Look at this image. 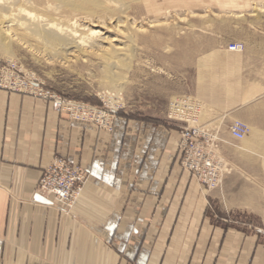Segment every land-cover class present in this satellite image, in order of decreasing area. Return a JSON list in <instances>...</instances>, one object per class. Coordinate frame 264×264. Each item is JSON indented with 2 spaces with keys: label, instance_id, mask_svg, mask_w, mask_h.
Listing matches in <instances>:
<instances>
[{
  "label": "crops",
  "instance_id": "obj_1",
  "mask_svg": "<svg viewBox=\"0 0 264 264\" xmlns=\"http://www.w3.org/2000/svg\"><path fill=\"white\" fill-rule=\"evenodd\" d=\"M247 48L207 46L164 96L201 107L193 125L215 135L225 167L211 189L181 167L167 103L119 111L106 131L0 89V264H264V59ZM234 121L244 139L231 135ZM54 157L86 174L70 210L37 189Z\"/></svg>",
  "mask_w": 264,
  "mask_h": 264
},
{
  "label": "rangeland",
  "instance_id": "obj_2",
  "mask_svg": "<svg viewBox=\"0 0 264 264\" xmlns=\"http://www.w3.org/2000/svg\"><path fill=\"white\" fill-rule=\"evenodd\" d=\"M120 1L126 7L130 29L124 35L126 39H122L120 43L125 46L124 50L118 51L116 55L105 60L96 51L87 49L84 54H68L69 51L65 56L52 58L42 48L37 36L27 31L22 32L23 30L19 32L21 29L17 31L14 28L12 33L16 44L12 41L9 48L11 51L7 53L0 48V61H12L23 72L33 73L46 89L62 98L94 107L103 108L105 101L108 108L116 109L119 105V111L140 108L162 110L167 103L166 117L173 121L168 117L171 104L184 96L196 102L191 95L183 94L171 96L165 103L164 96L170 89V80L186 79L188 58H202L204 53H208L206 48L210 45L212 48L221 46L232 52H242L247 46L249 57L264 59V0ZM39 15L64 25L74 19H77L78 24L87 25L82 14ZM113 33L111 31L108 34L114 36ZM232 43H241L242 51L230 50L228 47ZM200 108L197 105L195 119ZM173 122L178 124L180 134L183 123ZM189 122L190 125L194 124ZM202 131L209 134L212 141H216L215 135L206 130ZM215 153L220 159L217 149ZM221 163L223 166L222 160ZM243 220L252 222L250 217H243ZM251 229L250 227L248 230ZM162 261L163 264L166 262L157 260L154 264ZM177 263L220 264L218 259L204 262L202 259L189 258L179 259Z\"/></svg>",
  "mask_w": 264,
  "mask_h": 264
},
{
  "label": "built area",
  "instance_id": "obj_3",
  "mask_svg": "<svg viewBox=\"0 0 264 264\" xmlns=\"http://www.w3.org/2000/svg\"><path fill=\"white\" fill-rule=\"evenodd\" d=\"M228 48L242 51L243 45L232 43ZM0 89L46 101L55 112L64 113L73 120L93 123L106 131L112 130L115 113L120 109L119 105L116 109L108 108L105 101V106L100 108L62 98L46 89L33 73L23 72L14 62L7 60L0 61ZM197 105L188 96H184L170 105L168 117L179 124L183 123L180 127L181 167L204 187L211 189L220 183L224 165L222 166L221 160L215 157V146L208 134L199 127L190 125L189 121H195L194 112ZM230 131L236 139H242L247 128L242 122L235 121L230 126ZM85 180L86 174L80 166L65 158L54 157L42 171L37 189L42 195L58 200L65 210H70L76 203Z\"/></svg>",
  "mask_w": 264,
  "mask_h": 264
},
{
  "label": "bare ground",
  "instance_id": "obj_4",
  "mask_svg": "<svg viewBox=\"0 0 264 264\" xmlns=\"http://www.w3.org/2000/svg\"><path fill=\"white\" fill-rule=\"evenodd\" d=\"M39 14H82L87 25L76 23L77 19L64 25L54 22L53 19L51 22ZM129 24L126 7L120 0H0V48L6 53L9 51L11 42L14 41L12 30L15 28L17 31L21 29L19 32L23 30L22 32L27 31L37 36L42 48L50 53L52 58H58L60 55L65 56L69 51L68 54L76 52L84 54L89 49L96 51L106 60L108 57L116 55L118 51L124 50L125 46L120 43L125 38V33L130 29ZM111 31H114V36H109L108 33ZM14 44H16L15 41ZM52 58L50 57L51 60ZM208 136L210 137L209 134ZM212 143L215 146L213 152L216 157V141H212Z\"/></svg>",
  "mask_w": 264,
  "mask_h": 264
}]
</instances>
